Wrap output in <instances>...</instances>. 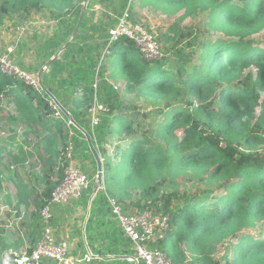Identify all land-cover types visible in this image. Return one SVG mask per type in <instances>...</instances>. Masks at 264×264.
Wrapping results in <instances>:
<instances>
[{
    "label": "trees",
    "instance_id": "1",
    "mask_svg": "<svg viewBox=\"0 0 264 264\" xmlns=\"http://www.w3.org/2000/svg\"><path fill=\"white\" fill-rule=\"evenodd\" d=\"M131 1L120 0L116 19L105 25L104 20L92 24L94 14L88 7L82 12L83 0H0V22L9 15L23 18L40 12L58 20L56 30L38 45L36 54L43 65L69 41L82 15L75 38L42 74L41 84L87 131L103 160L104 190L98 191L89 204L93 179L78 200L83 209L89 207L86 239L90 230L87 227L94 219L111 216L107 193L120 203L129 202L138 211L149 204L156 212L169 215L168 236L155 247L172 264H221L212 258L213 248L230 239L236 243L223 257V264H264V236L257 240L241 235L259 222L264 224V149L257 148L264 144V101L260 103V94L264 93V48L251 39L264 31V0H136L169 17L183 12L184 19L206 12V26L220 36L208 41L192 40L189 47L194 51L190 53L185 48L173 51L172 47L161 61L145 60L133 42L125 38L113 43L106 50V58L116 65V77L124 79L125 90L163 105L150 114L134 109L136 113L128 117L122 114L124 102L108 81L100 59L108 30L126 10L130 13ZM167 40L163 37L160 42ZM250 68L256 70L255 76L246 72ZM0 96L14 105L16 115L10 117L11 123L26 127L23 137L33 134L37 140L34 151L42 173L32 190L20 182L15 185L20 203L26 205L37 189L40 195L36 212L50 200L68 166L62 157L68 140L74 146L73 160L90 161L96 174V163L83 135L67 125L65 118L60 121L51 117L49 99L42 90L36 92L0 75ZM94 99L106 111L98 115V124L91 129L87 111ZM114 135L118 142L128 140L130 144L111 165L105 146ZM0 147L1 155L8 145L1 141ZM11 153L8 151V157L14 162ZM120 163L123 166L118 175ZM179 177L203 184L206 190L190 196H179L177 191L166 196L161 192L165 182L175 185ZM1 179L0 173V190ZM133 192L137 194L134 202L130 201ZM173 199L179 201L175 208ZM35 220L39 221L37 213ZM102 228L109 229L100 223L98 234ZM109 232L101 238L108 243L103 253L94 251L87 239L92 254L131 256V243L122 231L112 227ZM106 264L132 263L113 259Z\"/></svg>",
    "mask_w": 264,
    "mask_h": 264
},
{
    "label": "rangeland",
    "instance_id": "2",
    "mask_svg": "<svg viewBox=\"0 0 264 264\" xmlns=\"http://www.w3.org/2000/svg\"><path fill=\"white\" fill-rule=\"evenodd\" d=\"M83 1V3H85V0ZM96 1H98V3L100 2L101 4L99 3V10L97 7H95V12H93L95 16L94 19L97 20L100 18V21L104 20L105 25H110V19H116V13L119 9V6L121 5L120 0H91V3H97ZM131 5V19L135 23L140 24L149 34L156 37V41L160 46L163 56L164 53L167 55L168 52L172 51V47H174L173 51H176L180 48H185L187 53L193 52V48L189 47V44L192 42V40L197 39L198 42L208 41L214 40L220 36L212 33L206 26V23L208 22V13L206 12H198L195 15L182 19L183 12H179L177 15L169 17L159 11L152 9L151 7L141 6L136 0H132ZM105 15H108V18H105ZM33 16L34 15L31 14L28 17L22 18L18 15H9L8 18L4 20L5 22L3 25L0 27V37L4 38L6 43H16L18 49L20 51L23 50L21 57L18 58L19 60H16V58L14 60L19 61V64L22 65L25 71L28 69H26V67L34 65V59L38 48V38L43 36L44 33L48 34V32H50L48 26L34 24L35 20L33 19ZM38 26H42V32L40 33L36 30V28H39ZM163 37H168V40L160 42V39ZM251 39L255 45L264 48V31L251 37ZM107 55L108 51L106 52L104 48L101 53L100 61H102L103 67L107 69L106 77L108 81L117 88V92L120 94L124 102V109L122 112L123 115L132 117V115L136 113V110L140 113L150 114L153 113L154 110L156 111L157 108L160 109L161 106H163L161 103H159L160 106H157L153 100H146L143 97L137 96L136 92L133 90L126 91V83L124 79L116 77V65L113 63L109 64L106 58ZM27 72L33 74L29 70H27ZM246 72H251L255 76L256 70L254 68H250ZM262 101H264V93L260 94V103ZM3 105H5V102H3ZM255 109L256 113L258 114L259 108L256 107ZM5 110L7 111V109L1 107L0 104V142L8 140L7 136L6 138H1V132L3 129V125L1 123H4V121L10 117L9 112H6ZM150 119H152L151 116ZM160 120L161 118L158 121ZM25 132V130L20 131V135L16 137L15 142L7 143L10 148H6V150L0 155V158L3 159V162L0 161V173L2 175V185L0 190V224H4L5 221H11L13 224V231H6L5 229L0 228V238L4 237L5 239L9 240H19L23 238L25 239V242H27L28 231L26 230L30 227L35 229L34 226L41 224V222L39 223V221L35 220V211L40 190L37 189L35 193H33L32 196L27 199L25 205L19 202L15 185L20 182L23 185H28L27 187H30L29 189H34L33 185H35L37 179L40 178L42 169L40 160L38 159V156L36 157L34 151V145L37 143V140L35 139L36 136L30 134V136L23 137ZM175 133L179 134L180 132L176 131ZM117 142L118 140L115 138V145H113L112 141L109 147L106 148V159L109 160L111 165H113V163L115 164V160L116 162L118 161L120 154L130 144V141L128 140H126L124 143L117 144ZM257 148L264 149V144L259 145ZM10 150L19 157V164L11 162V158L8 157V151ZM30 155L32 156L30 157ZM78 161L74 158L73 165L80 171L84 172L90 182L93 179L95 182L96 174L91 169H89L87 162L83 163L80 160ZM11 165L17 166L11 168ZM8 166L10 167L9 169L7 168ZM122 166L123 164L121 163L118 165V175L121 174ZM56 176L57 171H55L52 175L53 181H56ZM176 180L177 182H175V185H173L174 183H169L168 181L165 182L161 188V192H163L166 196L173 191H177L179 196H190L196 192L199 194L206 190V187H204L203 184L196 183V181L189 180L184 177H179ZM215 194L216 193H214V195ZM115 198L118 199L117 197ZM136 199L137 194L135 192L131 193L130 201H135ZM178 204V200H172L173 208L177 207ZM125 205L129 206L128 203H125ZM241 235H250L257 240L262 239L264 236L263 222L257 223L249 230H244ZM9 243L12 244H10L8 247L7 244L5 247H2L3 243L0 241V264H12L13 257L10 254L15 253L19 255L25 248V246L16 241ZM235 243V239H230L224 241L223 243L216 244L213 248L212 258L216 261H220L221 264H223V257L228 253L230 247ZM80 256L83 258V253H81V251ZM82 258L76 259L81 261ZM229 259H231V254L229 255ZM81 263L82 261L79 264Z\"/></svg>",
    "mask_w": 264,
    "mask_h": 264
},
{
    "label": "built area",
    "instance_id": "3",
    "mask_svg": "<svg viewBox=\"0 0 264 264\" xmlns=\"http://www.w3.org/2000/svg\"><path fill=\"white\" fill-rule=\"evenodd\" d=\"M122 38L133 42L147 61H161L164 57L156 37L149 34L140 24L135 23L127 10L118 19L117 24L108 30L105 51ZM12 52V50H8L5 54H0V75L21 82L36 92H41L38 76L28 73L15 64L11 57ZM93 87L95 88L96 85ZM115 89L117 88L115 87ZM0 104L1 107L7 109L5 111L10 115H16L14 105L8 103L2 96H0ZM48 105L52 111L51 117L64 121L63 115L54 103L49 100ZM105 111L106 109L94 99V103L87 111L91 129L98 124V115ZM66 124L70 125L68 121ZM1 138H6L3 131ZM73 154V143L68 140L62 152V157L68 162L63 179L52 191L50 200L46 202L45 206L38 212L35 211L43 224L40 238L32 247L24 249L19 255L11 253L12 264H79L81 261L89 263L93 260L89 251L83 255L81 261L73 258L70 255L68 243L64 240L57 241L49 225L53 218V207L78 201L90 186L88 177L73 165ZM10 167L14 168L13 165ZM100 190L103 191L104 187ZM105 197L111 219L118 224L123 236L131 243L133 259L127 261L132 264L134 262L137 264H172L171 260L155 247L157 243L163 242L168 236L170 231L169 215L156 212L149 204L143 211L125 213L123 205L115 197L107 193H105ZM0 228L9 231L13 229V224L11 221H5L4 224H0Z\"/></svg>",
    "mask_w": 264,
    "mask_h": 264
},
{
    "label": "crops",
    "instance_id": "4",
    "mask_svg": "<svg viewBox=\"0 0 264 264\" xmlns=\"http://www.w3.org/2000/svg\"><path fill=\"white\" fill-rule=\"evenodd\" d=\"M96 2L97 3L94 2L92 4L91 0H86V5H84V3L82 5V12L84 13V11L86 10L87 7L89 8V11H92V12H95V7H97L99 10L98 6H100L99 5L100 2L99 3H98V1H96ZM33 15H34L33 19L36 22V23L34 22V24L46 25L49 27V31H50V32H48V34L44 33L43 36H40V38H38L37 41H38V45H39L41 42L45 41L46 37L51 36L52 33L56 30L58 20L52 18L49 15V13H46V12L33 13ZM6 18L7 17H5L0 22V27L3 25V23L5 22L4 20H6ZM10 18H12V17H10ZM94 18H95V16L92 19V24L100 22V18L97 20H95ZM68 23L71 24L72 21H69ZM41 27L36 28V30L39 33L42 32ZM91 35L92 34L90 32L87 34L88 37H90ZM72 36H73V34L69 38V41L72 39ZM98 45H100V43H98ZM8 50L13 51L12 55H11L13 60L15 58H16V60H19L18 58L21 57V54L23 51V50L20 51L18 49V46L16 43H6L4 41V38L0 37V54H5L6 51H8ZM14 62L20 68L24 69L22 67V65L19 64V61L14 60ZM42 65H43V63H42L41 58L36 54L35 59H34V65H30L29 67H26V69L28 68L27 70H29L30 67H33V70H31V72L33 73V75H38L41 72L42 67L44 66V65L43 66ZM46 72H48V71H46ZM9 116L11 117L13 115L9 114ZM10 117L8 119H6L4 121V123H1L3 125L2 131L8 137V140L4 141V144H6V145H8L7 143L15 142L16 137L20 135V131H24L26 128V127L20 128L19 126L12 124ZM47 119H52V118H47ZM52 121H54V120H52ZM40 132H41V130H40ZM115 138H117V140H118V136L114 135L109 140L108 144L105 147L108 148L109 145L112 143V141H113V145H115V143H114ZM122 142H117V144L122 143ZM7 148H10V146L8 145ZM19 151H20V148H19ZM11 155H12V158L14 157L15 160H17L16 163H18L20 161L19 157L17 155H15L13 152L11 153ZM12 160L15 162L14 159H12ZM86 162L88 164L89 169H91L90 161L87 160ZM55 171H56V169H55ZM26 186H28V185H26ZM126 203H128L129 206H126L125 203L124 204L121 203L123 205L125 213H132L134 211H137L136 208L133 205H131L129 202H126ZM52 214H53V218H52L49 225L52 229V233H53L55 239L57 241H63V240L66 241L69 245L70 255L75 259L76 258H82L80 256V251H81V253H83V255L85 253H87L88 251L92 254L91 250H89V248H88V245H87L88 243L90 244L91 248L94 251H97V252L99 251V252L103 253V251H104L105 247L108 245V243L106 241L101 240V238L104 239L103 237H105V233H110L109 231L112 227H114L116 230L119 231L118 224L116 222H114L111 219V217H107L104 220H95L94 219L93 220L94 222L92 224L88 225V227H87V229L90 228V230L87 231V239H88V243H87V239H86V235H85V227H86L87 221L90 217L89 207H87L86 209H83L78 204V201H74V202H69L65 205H59V206L53 207ZM40 222L41 221L39 219V223ZM100 223H103L104 226H108L109 229L102 228L100 234H98L96 228L99 227ZM42 227H43V224L41 222V224H38V228H35V229L31 228V227L28 228L26 230V231H28L27 242H25V239H23V238L19 239L20 241L18 239H12V240L10 239L11 240L10 241L9 239H5L4 237H2V238H0V241H2V243H3L2 247H5L6 244L8 247V246H10V244H12L9 242H14V241L25 246L24 249L32 247L39 240ZM99 235H101L102 237H99ZM129 249H131V248H129ZM119 250L122 251V249L120 247H119ZM92 256H93V260H91L89 263L82 262L81 264H97L96 263L97 261L102 262L103 264H106L110 260L117 259L116 257H123V256H108V255L99 256V255H93V254H92ZM117 260H119V259H117ZM124 261H127V260H124Z\"/></svg>",
    "mask_w": 264,
    "mask_h": 264
},
{
    "label": "water",
    "instance_id": "5",
    "mask_svg": "<svg viewBox=\"0 0 264 264\" xmlns=\"http://www.w3.org/2000/svg\"><path fill=\"white\" fill-rule=\"evenodd\" d=\"M84 5H86V0ZM81 17L80 16L77 24H76V28L74 30L72 39L75 38V35L78 31L80 22H81ZM72 39L70 41H68L61 49L60 51L54 55L43 67L41 72L38 74V78H39V87L42 90V92L48 97V99L50 101H52L54 103V105L58 108V110L61 112V114L63 115V117L68 121V123L70 125H72L74 128H76L84 137L88 148L90 150V153L96 163V179H95V183L92 187V195L90 197L89 203L91 202V200L95 197V195L98 193V191L100 189L103 188V181H104V177H103V161L100 158V155L98 154L96 148L93 146L92 141H91V136L87 133V131H85L83 128H81L79 125L76 124V122L72 119V117L70 116V114L59 104V102L54 98V96L47 90H45L42 87L41 84V76L43 73H45L46 71H48L49 67L51 66V64L53 63L54 60H56L61 54L64 53V51L67 49V47L69 46V44L72 42ZM119 260H128V259H133L132 256H123V257H116ZM133 264H137V262H134Z\"/></svg>",
    "mask_w": 264,
    "mask_h": 264
}]
</instances>
